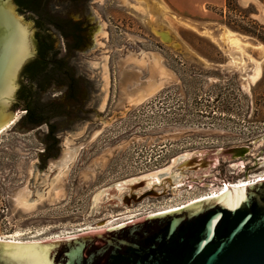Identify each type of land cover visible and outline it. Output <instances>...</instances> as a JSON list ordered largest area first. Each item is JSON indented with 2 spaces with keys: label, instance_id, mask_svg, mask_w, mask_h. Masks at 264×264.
Segmentation results:
<instances>
[{
  "label": "rangeland",
  "instance_id": "rangeland-1",
  "mask_svg": "<svg viewBox=\"0 0 264 264\" xmlns=\"http://www.w3.org/2000/svg\"><path fill=\"white\" fill-rule=\"evenodd\" d=\"M108 11L116 49L108 117L60 131L63 160H48V168L47 127L0 135V238L102 234L264 171V43L229 26L258 25L264 35V0L206 3L192 19L163 0H110ZM162 69L164 85L132 104L161 81ZM176 159L172 172L180 176L164 177L175 183L154 182L160 196L121 203L130 192L124 183ZM20 196L43 200L29 210Z\"/></svg>",
  "mask_w": 264,
  "mask_h": 264
},
{
  "label": "water",
  "instance_id": "water-1",
  "mask_svg": "<svg viewBox=\"0 0 264 264\" xmlns=\"http://www.w3.org/2000/svg\"><path fill=\"white\" fill-rule=\"evenodd\" d=\"M1 15L0 135L5 130H27L20 126L26 111L15 107L14 102L23 68L36 55L28 20L10 7ZM102 45L81 60L82 71L101 90L92 89V98L84 105L85 109L76 119L60 123V131L83 119L108 117V103H113L116 49H111V36ZM40 127L48 128L46 124ZM53 153L45 157L44 168H48V160H63L61 139ZM124 185L131 190L132 185L127 182ZM135 195L136 202L157 196L151 189L138 197ZM0 261L4 264H264V180L102 234L47 243L0 241Z\"/></svg>",
  "mask_w": 264,
  "mask_h": 264
},
{
  "label": "flooded vegetation",
  "instance_id": "flooded-vegetation-1",
  "mask_svg": "<svg viewBox=\"0 0 264 264\" xmlns=\"http://www.w3.org/2000/svg\"><path fill=\"white\" fill-rule=\"evenodd\" d=\"M109 1L0 0V22L3 20L1 13L7 7L14 8L21 18L28 20L36 53L23 68L14 105L26 84L42 82L48 101L61 102L68 109L71 103L77 105L76 111H68L67 115L68 121L77 118L85 109L84 105L92 98V89L101 90L82 71L81 60L83 56L103 46V43L109 42ZM45 124L48 126V133L50 125ZM55 148L50 152H54ZM127 192L121 203H136L131 193ZM0 264L4 263L0 261Z\"/></svg>",
  "mask_w": 264,
  "mask_h": 264
},
{
  "label": "trees",
  "instance_id": "trees-1",
  "mask_svg": "<svg viewBox=\"0 0 264 264\" xmlns=\"http://www.w3.org/2000/svg\"><path fill=\"white\" fill-rule=\"evenodd\" d=\"M232 3H234V0H227L226 4L230 7ZM229 26L235 31L250 35L264 43V35L261 33L258 25H253V28L233 24H229ZM47 99L46 89L43 87L42 82H37L35 85L26 84L20 91L16 103L17 108H22L26 111L20 120V126H23L27 130H33L45 123L50 125V131L44 137L46 148L41 154L43 158L51 157L54 154L50 150L55 148L60 141L58 131L61 128L58 125L69 120V116H67L68 111L72 113L78 108L76 104L71 103L68 109L61 102H50Z\"/></svg>",
  "mask_w": 264,
  "mask_h": 264
},
{
  "label": "bare ground",
  "instance_id": "bare-ground-1",
  "mask_svg": "<svg viewBox=\"0 0 264 264\" xmlns=\"http://www.w3.org/2000/svg\"><path fill=\"white\" fill-rule=\"evenodd\" d=\"M157 34L161 36V39L166 40L168 38L167 36H165V34L163 32H161V33L160 32H157ZM231 37H233V36H231ZM155 64H156V66H159V67L162 66L161 63H160V59H159V57L157 55L155 56ZM161 71H162L161 81H158L157 83L151 85L149 88H147L146 90H144L140 94L132 97L130 99V101H131L132 104L137 105V104H140V103L144 102L149 96H152L153 94H155L158 91V89L160 87H162V85H164L165 78H166V72L164 71V69H162ZM189 155H190V153L185 154V156H189ZM194 159H196V158H194ZM176 162H177V159L174 161V163L172 165H170V166H168L166 168H163V169L158 170V171H155L153 173L145 174V175H143L141 177L133 178V179H130L129 181H127L128 184L132 185L131 190L129 189L132 197L136 198V195L135 194H137V197H138V195L141 193V192H139V191H141L140 189L143 187V185H146V184H148L149 186H151L150 189L153 191V194L154 195L160 196L161 194L158 193L156 190H154V186L156 185V184H154V182L155 183L156 182L162 183L164 181H168V183H166V184H169V182H172V184L175 183V181L173 180L172 177H167L166 179H164V177H165V175H173L174 176V175H178L179 174V173L177 174V173H173L172 172V168H173V166H174V164ZM178 176H180V175H178ZM258 176H261L260 179H259V181L260 180H264V171H263V173H261ZM174 178H175V176H174ZM59 180H61V176L60 175L57 176V181H59ZM245 181L246 180H244V179H240L238 181L232 182L231 183L232 185H229V183H227V187L226 188L225 187L218 188V187H215L214 186L213 187V190H212V193H209V194L207 193L205 195H201V196L195 197L191 201H189L188 203L183 204L181 206H171L170 208L168 207L169 209H166L165 208L164 211H161V212H158V213H154L153 215H156V214L157 215H162V214H166V213H170V212H174V211H179L180 209H182V208H184L187 205H190L192 203H197V202L202 201L204 199H211V198L221 197L222 195H224V193L228 189H236V188H240V187H246L247 183H245ZM134 182H138V184L137 183H134ZM164 188H167V186H164ZM113 190H115V188H113ZM136 190H138V191L136 192ZM164 191H165V189H164ZM99 196H100L99 194H97L95 196L96 203L99 202L100 200H102L101 197H99ZM42 198H39L37 200L36 199H31V198H29V199H22V196H20L19 197V203L18 204H19V206L21 205V207H23V208H26V209L31 210V209L35 208V206L37 205V203ZM104 226L105 225H102V227H104ZM107 231H109V230H107ZM86 233L92 234L91 232H86ZM86 233L80 234V235H77V234L76 235L75 234H68L66 236H58V237H54V238H45V239H40V240H35V241H30V242L31 243L32 242L47 243V242H53V241H58V240H62V239H71V238H75L77 236L79 237L81 235H85ZM87 235H89V234H87ZM20 236H22V233L8 234L5 237L0 238V241H6V242H10V243H23L24 241H22L20 239ZM25 243H28V242H25Z\"/></svg>",
  "mask_w": 264,
  "mask_h": 264
},
{
  "label": "crops",
  "instance_id": "crops-1",
  "mask_svg": "<svg viewBox=\"0 0 264 264\" xmlns=\"http://www.w3.org/2000/svg\"><path fill=\"white\" fill-rule=\"evenodd\" d=\"M163 2L174 9L179 17L192 19L200 10L201 5L206 3L224 5L227 0H163Z\"/></svg>",
  "mask_w": 264,
  "mask_h": 264
},
{
  "label": "built area",
  "instance_id": "built-area-1",
  "mask_svg": "<svg viewBox=\"0 0 264 264\" xmlns=\"http://www.w3.org/2000/svg\"><path fill=\"white\" fill-rule=\"evenodd\" d=\"M261 176H258V174H255V175H251L249 176L248 178H243L245 181V183H247L246 186L248 185H251L253 183H256L259 181ZM261 181V180H260ZM234 182V181H231V180H225V182L223 183V186L222 187H227V183H229V185H232L231 183ZM212 193V192H211Z\"/></svg>",
  "mask_w": 264,
  "mask_h": 264
}]
</instances>
